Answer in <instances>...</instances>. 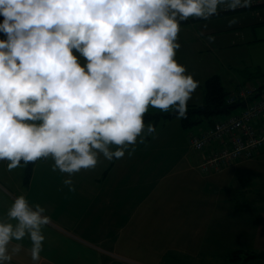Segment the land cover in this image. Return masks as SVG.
I'll return each instance as SVG.
<instances>
[{
    "label": "clouds",
    "instance_id": "clouds-1",
    "mask_svg": "<svg viewBox=\"0 0 264 264\" xmlns=\"http://www.w3.org/2000/svg\"><path fill=\"white\" fill-rule=\"evenodd\" d=\"M251 0H0V161L51 157L67 175L131 155L149 107L188 113L200 80L177 58L189 18ZM235 20V18H233ZM52 217L25 193L0 214V264H39ZM29 242L26 246L25 240Z\"/></svg>",
    "mask_w": 264,
    "mask_h": 264
},
{
    "label": "crops",
    "instance_id": "crops-1",
    "mask_svg": "<svg viewBox=\"0 0 264 264\" xmlns=\"http://www.w3.org/2000/svg\"><path fill=\"white\" fill-rule=\"evenodd\" d=\"M194 118V125L203 121L199 115ZM175 119H145L155 123L153 134L138 142L131 155L101 157L95 168L73 174L74 189L63 183L65 173L58 169L39 181L46 193L37 202L52 217L39 264H264V198L243 206L237 197L248 192L238 188L248 186L250 173L264 175V152L202 172L201 155L190 147L188 134L211 120L204 119L195 130L181 119L174 128ZM0 162L7 166V161ZM34 171L23 180L15 178L13 169H0V214L18 195L5 184L19 183V191L32 202ZM52 182L55 189L47 186ZM60 208L70 218L58 219ZM235 250H240L239 257H230ZM244 251L257 257L245 261ZM11 264L32 261L25 251Z\"/></svg>",
    "mask_w": 264,
    "mask_h": 264
},
{
    "label": "rangeland",
    "instance_id": "rangeland-1",
    "mask_svg": "<svg viewBox=\"0 0 264 264\" xmlns=\"http://www.w3.org/2000/svg\"><path fill=\"white\" fill-rule=\"evenodd\" d=\"M179 40L181 48L177 51V58L185 63L188 71L201 82L189 101H199V104L204 101L205 80L213 74L219 76L222 86L229 91L249 81L264 78V3L234 11L222 9L207 19L193 18L189 24L182 25ZM148 111L156 112V108L150 106ZM175 121L174 128L181 124L177 117ZM201 124L191 127L196 130ZM49 158L35 161L32 167L35 170L33 176L37 177L36 187L32 190L33 203L39 200L40 193H46L38 187L39 181L45 178V175L51 176L56 173L54 171H57L53 168L52 159ZM26 167L27 165L13 169L16 179H29L31 172L27 173ZM0 169L5 171L7 166L0 162ZM66 175L65 173L64 177ZM249 175L248 186L238 188L241 192L248 191L242 193L243 197L239 194L237 196L238 202L243 206L250 205L253 198H264V175L253 172ZM233 179H237L238 182L239 178L236 176ZM234 184L236 182L233 180L232 186ZM5 185L17 194L21 193L19 183ZM48 185H53L55 189L54 182L47 183ZM245 199H247L246 203H243ZM57 212L59 213L57 217L61 221H65L64 218H70V215L62 214L64 208L58 209Z\"/></svg>",
    "mask_w": 264,
    "mask_h": 264
},
{
    "label": "built area",
    "instance_id": "built-area-1",
    "mask_svg": "<svg viewBox=\"0 0 264 264\" xmlns=\"http://www.w3.org/2000/svg\"><path fill=\"white\" fill-rule=\"evenodd\" d=\"M251 0L247 6L263 4ZM0 36H3L1 34ZM236 110L217 116L211 124L189 135V144L201 152V171L215 170L264 150V78L238 86L225 98L226 104L240 103Z\"/></svg>",
    "mask_w": 264,
    "mask_h": 264
},
{
    "label": "trees",
    "instance_id": "trees-1",
    "mask_svg": "<svg viewBox=\"0 0 264 264\" xmlns=\"http://www.w3.org/2000/svg\"><path fill=\"white\" fill-rule=\"evenodd\" d=\"M255 6H257V5H255ZM243 8H245V7H243ZM243 8H239V9H243ZM234 10H238V9H233L230 11H234ZM2 19H3V17L0 16V20H2ZM1 34H3V33H0V35ZM254 81H256V80H254ZM204 90H205V98H204V102L202 104L188 105L187 116L185 118L181 119L183 126H191V125L198 123V120H196L194 118L195 115H199V117H201L202 119L211 120L213 115H215L217 112L219 113L221 111V109L227 105L225 102V98L228 95V91L225 90L224 87L222 86L221 80L217 74H213L205 80ZM173 116H175V114L173 112H167L166 114L162 113L161 111L160 112H147L145 114V119L148 118L152 122H154V121L156 122V121H158V119L160 117L170 118ZM33 163L34 162H30L29 164H27V167H26L27 173L31 172ZM240 253H241L240 250H235V251L231 252L230 257H232V256L239 257ZM243 253H244V260L245 261L249 260L253 257H257L256 255L249 253L247 251H244ZM242 263H245V262H242Z\"/></svg>",
    "mask_w": 264,
    "mask_h": 264
},
{
    "label": "water",
    "instance_id": "water-1",
    "mask_svg": "<svg viewBox=\"0 0 264 264\" xmlns=\"http://www.w3.org/2000/svg\"><path fill=\"white\" fill-rule=\"evenodd\" d=\"M240 104H244V101L240 102ZM237 105V104H236ZM236 105H230V106H224L220 112H225L226 110H228L231 107H235ZM218 113V112H217Z\"/></svg>",
    "mask_w": 264,
    "mask_h": 264
}]
</instances>
